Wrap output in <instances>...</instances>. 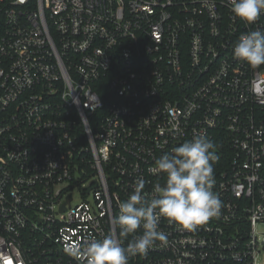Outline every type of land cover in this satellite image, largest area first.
I'll return each mask as SVG.
<instances>
[{
	"label": "built area",
	"instance_id": "2783aa9c",
	"mask_svg": "<svg viewBox=\"0 0 264 264\" xmlns=\"http://www.w3.org/2000/svg\"><path fill=\"white\" fill-rule=\"evenodd\" d=\"M231 0H0V264H79L155 161L203 134L220 214L129 264H260L264 65L233 56ZM77 191L80 201L73 202ZM142 229L137 230V235Z\"/></svg>",
	"mask_w": 264,
	"mask_h": 264
},
{
	"label": "clouds",
	"instance_id": "9594fccd",
	"mask_svg": "<svg viewBox=\"0 0 264 264\" xmlns=\"http://www.w3.org/2000/svg\"><path fill=\"white\" fill-rule=\"evenodd\" d=\"M232 13L251 25L264 15V0H231ZM233 56L249 66L264 65V30L239 37ZM213 142L203 134L174 147L155 161L156 170L166 177L150 194L140 180L128 199L119 205L115 218L121 237L132 236L126 246L112 234L90 239L71 252L79 264H129V258L146 254L157 242H166L159 229L161 218L181 230L195 231L220 214L222 202L212 190L213 163L217 159ZM142 234L137 235V230Z\"/></svg>",
	"mask_w": 264,
	"mask_h": 264
},
{
	"label": "rangeland",
	"instance_id": "374dc122",
	"mask_svg": "<svg viewBox=\"0 0 264 264\" xmlns=\"http://www.w3.org/2000/svg\"><path fill=\"white\" fill-rule=\"evenodd\" d=\"M73 202L77 203L80 201V196L77 191H74L72 194ZM256 232L259 237V242L263 246L264 245V223H259L256 227ZM259 263L264 264V249L262 251V254L259 257Z\"/></svg>",
	"mask_w": 264,
	"mask_h": 264
}]
</instances>
